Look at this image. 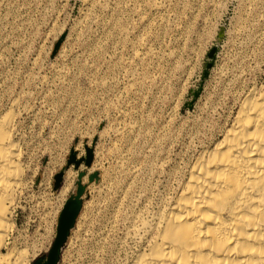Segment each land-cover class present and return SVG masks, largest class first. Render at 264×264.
<instances>
[{
	"label": "rangeland",
	"instance_id": "obj_1",
	"mask_svg": "<svg viewBox=\"0 0 264 264\" xmlns=\"http://www.w3.org/2000/svg\"><path fill=\"white\" fill-rule=\"evenodd\" d=\"M263 83L264 0H0V116L23 172L9 247L26 264L48 254L77 172L57 191L53 177L96 139L80 170L99 180H82L58 264H125L236 96Z\"/></svg>",
	"mask_w": 264,
	"mask_h": 264
},
{
	"label": "bare ground",
	"instance_id": "obj_2",
	"mask_svg": "<svg viewBox=\"0 0 264 264\" xmlns=\"http://www.w3.org/2000/svg\"><path fill=\"white\" fill-rule=\"evenodd\" d=\"M235 103L125 264H264V83ZM11 114L0 116V264H26L23 251L9 247L23 186Z\"/></svg>",
	"mask_w": 264,
	"mask_h": 264
},
{
	"label": "water",
	"instance_id": "obj_3",
	"mask_svg": "<svg viewBox=\"0 0 264 264\" xmlns=\"http://www.w3.org/2000/svg\"><path fill=\"white\" fill-rule=\"evenodd\" d=\"M222 30L218 33V38H222ZM64 35L58 40V42L54 45V49L52 52V57L58 51L63 39ZM217 53V47H212L208 53L207 58L208 62L205 65V69L202 72L201 82L199 84V88L193 92V98L196 99L201 92L202 85L204 81L208 78L209 70L213 66V62L215 59V55ZM189 107L192 106V102L188 104ZM96 139L93 140L91 147L87 145L84 146L85 156L78 158L77 154L74 150L70 151V155L66 161V166L62 168L57 174L53 177V189L57 191L64 180V175L66 171L73 167L74 171L77 172V180L75 182L76 191L75 194H71L69 198L65 201L59 215L57 218L56 224V234L52 246L48 252V254L44 257L38 258L33 264H58L60 260V255L62 248L66 244V241L70 235L71 230L74 228L76 220L80 214L83 205V197L86 194L87 185L82 183V180L85 176H87L88 183H97L99 180L98 172H93L90 174H86L85 171H81L80 167L83 164L85 168L90 169L93 157H94V144Z\"/></svg>",
	"mask_w": 264,
	"mask_h": 264
}]
</instances>
